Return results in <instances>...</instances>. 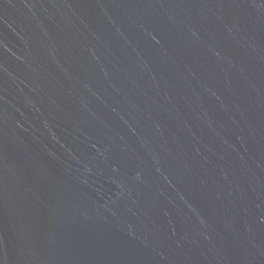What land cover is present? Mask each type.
<instances>
[{"label": "water", "instance_id": "obj_1", "mask_svg": "<svg viewBox=\"0 0 264 264\" xmlns=\"http://www.w3.org/2000/svg\"><path fill=\"white\" fill-rule=\"evenodd\" d=\"M0 264H264V0H0Z\"/></svg>", "mask_w": 264, "mask_h": 264}]
</instances>
